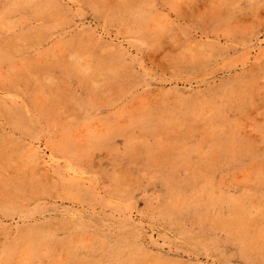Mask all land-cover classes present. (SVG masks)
Segmentation results:
<instances>
[{
    "label": "rangeland",
    "instance_id": "obj_1",
    "mask_svg": "<svg viewBox=\"0 0 264 264\" xmlns=\"http://www.w3.org/2000/svg\"><path fill=\"white\" fill-rule=\"evenodd\" d=\"M0 264H264V0H0Z\"/></svg>",
    "mask_w": 264,
    "mask_h": 264
}]
</instances>
